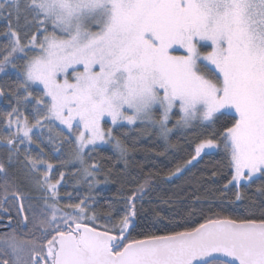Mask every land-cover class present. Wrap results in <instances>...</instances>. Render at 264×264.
I'll list each match as a JSON object with an SVG mask.
<instances>
[{
  "label": "snow or ice",
  "instance_id": "6c2138e0",
  "mask_svg": "<svg viewBox=\"0 0 264 264\" xmlns=\"http://www.w3.org/2000/svg\"><path fill=\"white\" fill-rule=\"evenodd\" d=\"M0 17L9 21L0 73L17 81L9 93L16 103L0 113V189L5 203L9 194L26 199L21 185L43 192V204L20 225L32 238L0 237V264H264V212L123 243L142 214L155 213L162 225L157 208L137 207L150 177L124 198L123 215L97 230L100 215L87 198L61 206L65 172L41 147L60 158L69 145L60 167H75L77 183L91 188L102 169L91 157L98 147L111 144L127 166L129 149L114 136L125 125L139 122L129 131L140 136L155 129L167 152L179 151L170 143L174 129L223 120L230 123L199 138L191 159L167 178L221 145L232 169L226 189L264 177V0H0ZM104 217L111 221L112 212Z\"/></svg>",
  "mask_w": 264,
  "mask_h": 264
},
{
  "label": "trees",
  "instance_id": "16d2710c",
  "mask_svg": "<svg viewBox=\"0 0 264 264\" xmlns=\"http://www.w3.org/2000/svg\"><path fill=\"white\" fill-rule=\"evenodd\" d=\"M3 21H0V48L6 43L3 33L8 25L7 19ZM21 37L23 39V33ZM23 42L27 43V40ZM22 63V60H17V67ZM16 83L14 75L7 76L0 73V89L5 92L0 105V113L10 110L9 105L16 103L9 94L15 89ZM27 111H31V106ZM176 118L177 116L172 117L169 127H172ZM225 123L230 122L221 120L214 126L197 125L187 130L174 129L173 133H170V143L176 145L179 151L176 148H169L167 152H165L164 141L156 135L155 129H150L148 134L140 136L135 131H129V128L141 127L139 123L132 127L124 126L114 132V136H118L129 149L125 157L127 166L124 160L118 159V153L111 144L98 147L96 151L91 152V157L101 163L102 169L96 176L99 183L91 188L83 181L77 183L79 176L76 174L75 167L71 165L60 167L59 159L67 157L70 151L69 145L65 144L63 156L60 158H56L54 152L50 151L51 146L45 147V144L41 143V147H44L49 162L65 172V181L59 188V194L63 198L61 206L68 203H79L80 200L87 198L89 205L94 204L100 215L95 224L97 230L100 231L104 230L105 226L111 227V224L123 215L124 198L130 195L138 184L150 177L147 194L142 201L138 202L137 207L143 204L145 208H157L160 217L164 218L163 226L156 222L158 217L155 213L147 217L142 214L135 221L136 226H130L126 234L127 239L123 243H129L133 240H143L150 235H166L170 231L191 230L205 223L209 218L235 220L245 218L259 220L261 218L264 212V195L258 192V188L264 185V177H258L254 183L250 184L242 182L246 186L239 189L235 184L229 185L226 189L225 185L231 179L232 169L229 167V158L223 148L215 153H203L177 177L167 178V173L174 170L178 163L191 158L190 153H194V147L199 142V138L210 134L214 128L221 131ZM108 126L105 125L106 128ZM125 132H127V137L123 135ZM46 140L47 137L44 135L45 143ZM31 148L35 155L38 151L36 144L34 143ZM3 154V149L0 148V156ZM14 171L15 169L10 170V174ZM106 175L107 181H105ZM54 177L59 179V171L54 174ZM237 191L241 193L240 200H236ZM66 193L72 194V200L67 199ZM108 211L112 212L111 221L104 217V213ZM173 225H179V227H173ZM115 234H118V230Z\"/></svg>",
  "mask_w": 264,
  "mask_h": 264
},
{
  "label": "flooded vegetation",
  "instance_id": "af4514ba",
  "mask_svg": "<svg viewBox=\"0 0 264 264\" xmlns=\"http://www.w3.org/2000/svg\"><path fill=\"white\" fill-rule=\"evenodd\" d=\"M20 192L26 197L25 200H16L9 194L7 203H5L4 191L0 189V237L5 234L11 235L15 233L19 240H29L32 238L29 230L24 229L20 225H22L25 215L31 218L32 211L43 204V192L38 188L36 191V189L34 187L31 188L30 185H21ZM21 205H23L25 209L24 213H20L19 211ZM9 217H11V220H9Z\"/></svg>",
  "mask_w": 264,
  "mask_h": 264
},
{
  "label": "rangeland",
  "instance_id": "374dc122",
  "mask_svg": "<svg viewBox=\"0 0 264 264\" xmlns=\"http://www.w3.org/2000/svg\"><path fill=\"white\" fill-rule=\"evenodd\" d=\"M4 20L5 21V18L3 19V17H0V21H2V20ZM3 21V22H4ZM8 21V20H7ZM8 23H9V21H8ZM208 50H210V47L208 48ZM183 52H184V50L183 49H179L177 52H175V53H173V54H175V55H180V54H183ZM23 64V63H22ZM10 71H11V69H10ZM41 90H42V86H41ZM54 123H56L57 124V127H62V126H60L59 124H58V122H54ZM139 122H137V124H138ZM108 125L109 126H111V122L109 121V123H108ZM125 126H128V125H125ZM128 127H132V126H128ZM184 130H187V129H184ZM44 133H45V136L47 137V129H44ZM65 134H67V130L65 129ZM102 146H107V145H102ZM30 147H33V144L30 146ZM91 147V146H90ZM220 148H223V146L221 145V146H219L218 148H214V149H211V150H208V149H205L202 153H201V155L203 154V153H215V152H217L218 151V149H220ZM194 154V153H193ZM200 155V156H201ZM228 155V154H227ZM199 156V157H200ZM199 157H197L196 158V160L199 158ZM229 158V157H228ZM191 159V158H190ZM196 160H194L193 162H195ZM192 162V163H193ZM258 175V174H257ZM30 187L31 188H35L36 189V191H37V188L35 187V186H32V185H30ZM42 197H43V195H42Z\"/></svg>",
  "mask_w": 264,
  "mask_h": 264
},
{
  "label": "water",
  "instance_id": "95a60500",
  "mask_svg": "<svg viewBox=\"0 0 264 264\" xmlns=\"http://www.w3.org/2000/svg\"><path fill=\"white\" fill-rule=\"evenodd\" d=\"M1 103H2V97H0V105H1ZM127 234V233H126Z\"/></svg>",
  "mask_w": 264,
  "mask_h": 264
}]
</instances>
